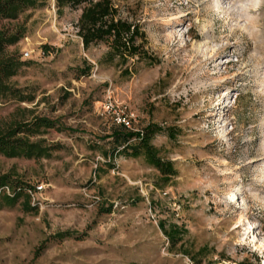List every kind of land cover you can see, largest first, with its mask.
Masks as SVG:
<instances>
[{"label": "rangeland", "instance_id": "rangeland-1", "mask_svg": "<svg viewBox=\"0 0 264 264\" xmlns=\"http://www.w3.org/2000/svg\"><path fill=\"white\" fill-rule=\"evenodd\" d=\"M112 1L153 62L83 47L80 9L54 0L0 18L19 35L5 51L23 61L7 78L19 96H0V127L43 114L74 128L30 135L48 156L0 154V172L31 185L35 205L0 207V264H264V0ZM121 121L161 127L151 142L176 168L165 184L142 156L102 153ZM158 219L211 251L191 261Z\"/></svg>", "mask_w": 264, "mask_h": 264}, {"label": "trees", "instance_id": "trees-1", "mask_svg": "<svg viewBox=\"0 0 264 264\" xmlns=\"http://www.w3.org/2000/svg\"><path fill=\"white\" fill-rule=\"evenodd\" d=\"M43 1L0 0V18H14L23 9L40 5ZM54 4L57 11L64 6L80 9L75 21V32L82 46L87 47L92 43L103 41L107 46L103 55L107 61L115 58L118 62L124 63L130 57L143 59L148 63L155 60V57L144 47V34L138 23L122 16L119 7L112 0H54ZM18 37L17 33L6 35L0 29V96L5 94L19 96L20 94L19 89L9 84L7 78L16 72L23 61L13 53L5 51L6 45L14 43ZM122 72L128 74L129 70L125 66ZM50 127L67 131L74 130L58 118L43 114L12 119L5 126L0 127V154L23 157L48 156L51 147L41 144L39 140L31 139L30 135ZM160 128L157 123L148 122L140 129L132 130L120 122L116 128L103 135L109 137L108 141L112 143V146L109 152L103 149L102 153L108 157H113L114 154L142 156L148 165L157 170V180L165 184L176 173V168L170 159L163 158L159 154V148L151 142L153 134ZM167 134L173 135L170 131H167ZM110 164L112 163H108V166H111ZM32 189L31 185L16 179L9 171L0 172V207L12 206L19 199L24 210L34 208L35 205L30 203ZM157 225L165 235L169 246L177 243L180 251L193 262H198L201 257L211 251L205 244L195 249L184 245L182 243L186 232L184 227L175 223L165 225L162 219H158ZM70 234V231L66 230L56 232L58 237ZM236 264L247 263L245 260H238Z\"/></svg>", "mask_w": 264, "mask_h": 264}, {"label": "built area", "instance_id": "built-area-1", "mask_svg": "<svg viewBox=\"0 0 264 264\" xmlns=\"http://www.w3.org/2000/svg\"><path fill=\"white\" fill-rule=\"evenodd\" d=\"M122 119H123V118H122ZM121 122L124 123V124L127 126V121H121ZM35 187H36L37 189H39V188H40V185H39V184H36Z\"/></svg>", "mask_w": 264, "mask_h": 264}]
</instances>
